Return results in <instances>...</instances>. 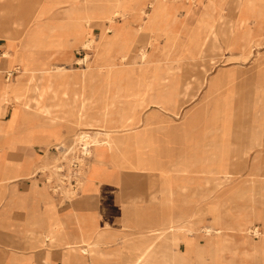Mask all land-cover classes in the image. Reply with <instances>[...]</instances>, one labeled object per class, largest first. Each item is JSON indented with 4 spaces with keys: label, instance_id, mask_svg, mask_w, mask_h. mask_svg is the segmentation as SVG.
Masks as SVG:
<instances>
[{
    "label": "rangeland",
    "instance_id": "obj_1",
    "mask_svg": "<svg viewBox=\"0 0 264 264\" xmlns=\"http://www.w3.org/2000/svg\"><path fill=\"white\" fill-rule=\"evenodd\" d=\"M154 1H134L126 15L122 11L110 15V19L113 18L112 21L109 19L103 22L104 20L96 19L89 24L83 23L85 28L91 30L90 36L95 40L100 38L104 30L109 35L115 31L121 32L122 39L125 40L123 43L133 47L135 56L142 51L141 49L146 48L148 59L142 65H139L135 58L133 62L137 64L121 62L119 66L114 67L112 74L116 76L113 79L121 80L119 85L117 83L111 85L74 83L70 90L85 95L94 92L101 97L98 106H103L105 103L115 108L124 106L130 98H133L126 96L124 91L119 92L130 82L136 84V89L149 91L139 98L144 104L139 109L140 121L131 120L132 125L117 127L116 130L121 135L133 134L134 132L131 133V131L135 130L137 138L134 145L138 150L135 156L144 159L154 153L159 156L160 160L163 156L167 159L165 160L167 165H170L168 179L172 181L180 176L181 180L186 183L184 195L180 194V197L176 187H170L171 195L168 202L170 216L180 220L178 210L185 209L184 214L189 216V219L185 218V220L195 223L196 229L192 235L200 242V246L208 247L209 239L205 232L206 228L212 225V216L207 212L209 203L219 201V213H224V218L229 223H235L237 219H240L239 216L245 217V213L258 211L256 208L259 204L264 207V190L258 193L259 187L261 185L264 187V180L257 178L264 175V169L260 168L264 164V158H256L262 148L254 149L245 162V168L243 165L240 169L241 173L224 183L206 172L209 165L205 161L206 157L212 154L208 147L209 142L216 144L220 139L210 141L217 136L214 132L226 129L215 130L219 123L216 119V107L221 94L211 92L213 84L222 74L223 82L226 79H232V101L231 103L224 102L231 106L239 102L243 104L251 101L255 88L264 85V0H255L254 6L250 5V8H244L243 4L241 5V2L245 0H162L167 5L166 14L161 15L156 20L153 30L151 27V31H148L145 28L151 26L152 22L140 12L143 10L148 14L153 13ZM108 4L112 5L88 0H0V126L4 128L5 121L11 114H14L16 101H19V112L25 117V106L23 105L33 97L34 92L33 82L29 81L33 68L42 65L48 68L68 65L70 73L86 69L87 62L91 56L95 55L94 50L86 45L74 44L73 36H68L63 40L64 31L61 26L67 23L70 13L77 15L82 13L85 16L86 13L99 14L103 8L110 9ZM111 12L114 10L112 9ZM211 26L218 34V49L211 47L208 36ZM5 34L12 36L6 38ZM57 38H60L59 43ZM7 44H9V49ZM6 51H9V55L5 57ZM119 51L120 49H117L113 53L114 58L118 56ZM241 53L245 56L237 57ZM26 69L28 72L22 75ZM70 73L68 76L71 75ZM102 73H107V69L104 68ZM226 73H233L236 77L226 76ZM259 74L263 79L258 83ZM18 78L26 88V96L24 98L21 96L23 99L20 100H16L14 94L4 95L5 85L13 83ZM248 91H252V94ZM226 92V90L223 91L224 94ZM156 93L162 96L170 95L171 99L165 106L156 107L152 102L147 105V102L151 101V95ZM96 97L92 96L91 99ZM48 103L53 104L54 102L50 100ZM98 106L91 104L90 114L100 109ZM72 109V117H78L80 113L75 108ZM253 113V109L249 110L247 117H242L239 121L232 119L228 123L233 127L243 124L253 126L256 122ZM36 119L39 122L37 124L44 121L43 118ZM114 119V123L117 124L119 115ZM32 120L28 125H34ZM59 124L63 126L70 124L73 130L49 147H36V153L40 155L41 160L34 170V175L37 173L35 177L41 178L43 184L48 185L53 193H55L53 184L62 180V176L57 173L60 157L54 147L74 143L77 139L79 141L81 139L79 133L85 131V127L77 124V121L73 124L61 121ZM190 131H193L191 136H187ZM230 132L229 130V134ZM4 133L2 131V135ZM92 135L95 136V134ZM199 142L202 146L197 152ZM83 144H86V140ZM80 145L82 146V143ZM198 154H200V159L196 162L195 156ZM91 157L83 161L86 166L84 179L92 166ZM178 161H181V166L178 168H184V170L181 169L183 171L174 169ZM130 167L133 168H125L128 171L137 170L135 166ZM138 176L146 177L148 174ZM153 190L154 187L151 186V191ZM248 190L249 195L247 196H240L236 193ZM63 194L64 198L69 201H74L78 197L75 191L68 190ZM227 195L231 197H226ZM179 198L183 201H179ZM255 220L256 222L249 226L246 233L235 230L228 233L232 237L233 252L236 251V253L225 252L224 261L221 264L252 263V260L246 256V251L250 249V246L247 243L248 239L245 240V238L259 239L258 234L262 231V226L258 223V219ZM206 260L207 264H210L209 255H206Z\"/></svg>",
    "mask_w": 264,
    "mask_h": 264
},
{
    "label": "crops",
    "instance_id": "obj_2",
    "mask_svg": "<svg viewBox=\"0 0 264 264\" xmlns=\"http://www.w3.org/2000/svg\"><path fill=\"white\" fill-rule=\"evenodd\" d=\"M134 1L137 0L126 1L130 9ZM103 2L109 3L105 0ZM156 2L157 0L154 1ZM242 4L245 7V3L241 2ZM102 10L110 11L111 7ZM103 22H106V19ZM109 36L108 53L113 57L117 49L121 51L125 40L118 31ZM7 47L9 49V44ZM140 53L135 56L132 47L129 53L131 60L138 58ZM85 67L86 69L80 72L70 73V70L68 71L71 74L70 82L64 98L67 108L55 110V114L62 119L53 120L46 114L26 110H24L25 117H23L19 112V106H14V114H11L5 121L4 128L0 126V264H130L136 253L135 250L150 244L149 239L142 241L140 234L145 232L151 235V231L157 229L170 230L171 241L157 243V248H154L153 255L149 259L150 264H164V259L158 252L164 248L177 251L175 264H185L186 259L192 261L193 264H197V259L198 264H207L206 255L210 256V264H217V261L212 258L214 249H223L221 262L224 261L225 252L236 253V251L233 252L231 246L232 237L228 234L230 231L246 233L249 226L256 222L255 219H258V223L262 226V231L259 233H264V207L262 205L259 204L256 208L258 211L253 210L254 213H245L247 219L239 216L240 219H237L235 223H229L225 220L224 213H219L218 203L220 202L214 201L209 203L207 208V212L212 216V225L206 228L205 232L209 239L208 247L200 246V242L192 235L196 229L195 223L185 220V218L189 219V216L184 214L185 209L178 210L180 220L170 216L168 204L171 195L170 187H176L180 197L184 195L186 183L181 180L180 176L172 181L168 179L170 165H167L165 161L167 159L163 156L161 160L154 153L144 159L135 156L138 154L137 147L134 145L137 138L135 130H128L131 133L134 132L130 135L119 133L121 137L117 142L120 154L117 151L115 154L107 143L97 146L92 158V166L86 173L82 189L77 193L78 197L74 201L67 200L64 195L53 193L48 185L43 184L41 178H36L37 173L34 175V170L41 160L40 155L36 153V147H49L68 135L73 127L70 124L63 126L59 122L66 121L73 124L77 121L82 115L79 108L84 101L88 105L98 106L100 104L101 97L94 92L85 95L70 90L74 83H101L103 85L117 83L119 85L121 81L118 78L113 79L116 75H113L112 71L116 66L111 67L110 71H108V66L101 63L92 67L86 64ZM104 68L107 69L105 74L102 73ZM220 77L211 88L212 93L215 91L221 94L217 105L223 100L228 101L233 98L232 79H226L223 82ZM135 85L130 82L127 87L122 88L123 90H119L121 93L124 91L126 96L133 97L124 106L115 108L104 103L103 106H98L100 109L94 114L89 113L94 120H100L102 116L99 112L105 108L106 117L103 118L104 125H106L105 131L118 133L117 127L130 126L133 124L131 120L140 121L139 109L144 104L139 98L149 91L136 89ZM23 87L25 88L24 85ZM224 90L227 91L225 94ZM22 96L23 98L26 96L25 91ZM92 96L97 97L91 99ZM151 96V101H148L147 105L152 102L156 107L165 106L171 99L170 95L162 96L159 93ZM50 100L54 102L52 105L56 103L54 99ZM72 108L80 113L78 117H72ZM117 115H119V121L116 124L114 118ZM63 116L67 117L63 118ZM36 118H43L44 121L37 124L39 122ZM31 119L34 123L32 126L28 125ZM231 120L228 122L230 123ZM43 122L56 123L47 127L41 125ZM229 126L231 129L234 128L232 124ZM84 129L85 131L79 133L81 140L83 132L93 131L88 128ZM229 130L227 126L225 130L214 132L217 136L210 141L221 137L230 138L228 137ZM2 131L5 132L4 135ZM192 132L187 133V136H191ZM197 146V152H199L202 145L199 142ZM156 153L158 154L157 151ZM195 158L198 162L200 154ZM207 159L208 157L205 161L210 168L206 172L216 176L222 183L241 173H233L232 161L226 159L225 163L217 164ZM246 160L241 163L244 164V168ZM180 162L178 161L174 169L184 170V168H178L181 166ZM130 166H135L137 170H126L125 167L133 168ZM147 174L146 177L138 176ZM151 186L154 187L153 191H151ZM247 192L236 193L240 196H247ZM179 201L183 199L179 198ZM247 239L250 249L246 251V256L252 260L250 264H255V258L252 255L254 240L245 238Z\"/></svg>",
    "mask_w": 264,
    "mask_h": 264
},
{
    "label": "bare ground",
    "instance_id": "obj_3",
    "mask_svg": "<svg viewBox=\"0 0 264 264\" xmlns=\"http://www.w3.org/2000/svg\"><path fill=\"white\" fill-rule=\"evenodd\" d=\"M88 1L95 2V3L103 2V0H88ZM105 1L112 4V5H110V7H111L110 11L102 10L103 12L101 11V13H99V14H94L95 12L86 13L87 14L86 16H85V14H82V13L78 14V15L74 14V13H70L68 15L67 23L65 25L61 26V29H62V31H64V35L62 37L63 40L65 38H67L68 36H73L75 39L74 44H78L80 46L86 45V47L91 48V50L92 49L94 50L95 55L93 54L94 56H91V59L87 62L88 67H92V66H95V65H98L99 63H101V64L108 66V71H110L111 67L119 66V63H121V62L122 63H128V62L132 63L133 62V60H131L130 55H129L131 47L127 46V44L125 43L122 45L121 51L118 53V56L116 58L111 57L108 53V49H109V47H108L109 41L108 40L110 39L109 33L104 30L99 39H97V40L92 39L90 36L91 30L85 28V26H84L85 24L83 25V23L89 24L96 19L109 20L110 19L109 16L112 14H115L117 11H120V12L122 11L126 15L127 12L130 10V8H129L128 4L126 3L127 0H105ZM244 3H245L244 4L245 7L250 8V5H252V7L254 6L255 0H245ZM112 9L114 10V12H111ZM166 9H167V5L162 0H157V2L154 5V8H153V13L148 14L146 11L141 10L140 13L142 14V16L146 17L147 19H149L152 22L151 26L148 24L149 26L147 28H145V30L151 31V27L153 30V27H154V24L156 23V20L159 19V17L165 13ZM99 15H101V16H99ZM106 15H107V17H106ZM112 19H110V21H112ZM125 21H127V20H125ZM241 22L243 23V21H241ZM243 27H245V26H243ZM233 33H234V31H233ZM11 36H12L11 34H5L6 38H9ZM208 36H209V40L211 41V47L213 49H218L219 48L218 34L215 32V29H213V26H211L210 33ZM179 38H180V35H179ZM85 39H87V40H85ZM56 40H58L57 41L58 43L60 42V38H57ZM148 44H150V43H148ZM10 45H12V44H10ZM236 46H237V44H236ZM254 46H255V44H254ZM232 52H234V51H232ZM31 54H33V53H31ZM7 55H9V51H6L4 54L5 57ZM233 55L236 56L235 54H233ZM19 56H21V55H19ZM243 56H245V55L242 53L240 55L239 54L237 55V57H243ZM147 59H148V51L146 48H143L141 53H140V56L137 58L138 61L137 60L136 61H137V63H139V65L140 64L142 65V63L144 64ZM45 63H43V64H45ZM137 63H135V64H137ZM67 66L61 65V66H57L56 68H48V67L42 65V66H38V67H35L32 69V75H31L29 81L33 82V85H34L33 86V89H34L33 94L34 95L32 98H30L29 101H27L25 103V105H23V106H25L24 110L30 111V112L34 111L37 113L46 114L49 117H52L53 120H58L59 118L62 119V117L57 116L55 114V110L58 108H60V109H66L67 108V105H66L65 100H64V98L67 94L66 88L69 86V82H70V77L68 76V71L70 70V68ZM26 72H28V69L23 71L22 75H24ZM227 75H232V76H234V78L236 77L233 73H226V76ZM221 77H223V74ZM108 79H109V73L107 74V81H108ZM262 79L263 78L261 77V74H259V77L257 78L258 83ZM263 81H264V79H263ZM20 86H22V87H20ZM252 89L254 90V88H252ZM252 89H250V90H252ZM5 90H6V92L4 95H7L9 93L14 94L15 99L20 100L21 96L23 94V91H26V88L23 87L22 81L19 80V78H18V80H15L13 83L7 84ZM27 91H28V88H27ZM248 92H250V91H248ZM245 95L248 96V94H245ZM248 97H250V96H248ZM5 98H6V96H5ZM50 99H54L56 101V103L54 105L49 104L48 101ZM251 99H249L251 101L244 102L243 104H241L239 102L238 104H235V105L233 104V106L227 105V103H224V102H230L231 103L232 99H230V100L228 99V101L224 100V101L220 102V104L218 105V111L216 112L217 113L216 119L219 121L218 128H216V129L218 130L220 128L219 130H221V128H226L228 126V128L231 131L229 136H228L230 138H220L219 140H217L216 144L209 142V145H208L212 154L210 156H208L207 160L213 161L217 164L225 163L226 159H227V161H232V164L234 167V170H233L234 174L240 173L239 171H241L240 169H242V166L244 165L241 163H243V161L245 159H248L249 154L252 151H254V149L263 148V150L258 152L259 155L256 158L257 159L262 158V157L264 158V85L263 86H257L255 88L254 93L251 95ZM18 103H19V101L15 102V107L18 106ZM89 109H90V105H88L87 102L84 101L79 108V111L81 112L82 115L78 118V120L76 119L77 124H79L85 128L93 130V132L88 131V132L82 133V140H84V141L86 140V147H91V148H89V151H88L89 155L94 157V152L96 151L97 146L100 144H106V143L115 152V154H117L116 151L120 152V150H119L120 147H119V144L117 141H118V139H120L119 137H121V135L119 133H115V132L114 133L113 132H107V131H105L106 129H104V128H106V125H104V121H103V118L106 117L105 108L103 111L99 112L102 116V119H100V120H94V118L89 114L90 113ZM252 109L254 112L253 116H254V119L256 121V122H254L253 126H247V124H243L241 126H236V127L234 126V128H232V129L230 128L228 121H230L231 119H233L235 121H239L242 117H245V116L247 117L248 111L252 110ZM65 114H67V113H65ZM66 117L67 116H63V118H66ZM54 123H56V122H54ZM54 123L53 122L52 123L43 122L41 125L42 126H45V125L51 126ZM92 134H95V136H93ZM213 149H215L214 150L215 152H213ZM92 157H91V161H92ZM208 168H210V167H208ZM213 168H214V166H213ZM260 168L264 169V164ZM257 178H259L261 181H263L264 175L257 177ZM256 181H258V180H256ZM263 183H264V181H263ZM259 188H260V191L264 190L263 186H260ZM260 191H258V193H260ZM247 195H249V190L247 192ZM254 234H255V232H254ZM256 234H258V233H256ZM170 235H171L170 230L167 231L164 229H157V230L151 231V235H147V234H145V232L141 233L140 237L143 238L142 241L149 239L150 244H148L144 248L135 250L136 253L134 254V256H133L134 258L130 264H150L149 259L153 255V251H154V248L156 247L157 243L160 241H164V242L171 241V238H169ZM149 236H151V237H149ZM258 236H259L258 237L259 239L258 240L254 239V242H253V253H252V255L255 258V264H264V233H262V234L259 233ZM222 241H224V240H222ZM217 244H218V242H217ZM223 244H224V242H223ZM158 252L160 253V256L163 257L164 264H175L176 263L175 259L177 257V251H175L174 249L164 248V249L159 250ZM222 252H223L222 248L214 249L212 251V258H214L217 261V264H221ZM161 261H162V259H161ZM185 264H193V262L186 259Z\"/></svg>",
    "mask_w": 264,
    "mask_h": 264
},
{
    "label": "built area",
    "instance_id": "obj_4",
    "mask_svg": "<svg viewBox=\"0 0 264 264\" xmlns=\"http://www.w3.org/2000/svg\"><path fill=\"white\" fill-rule=\"evenodd\" d=\"M77 140L74 143L60 144L54 147L60 157L57 173L62 176L61 181L53 184V190L57 194L64 195L63 192L68 190L78 193L82 189L84 169H86L83 161L90 156L88 151L91 147H86V144H83L84 140Z\"/></svg>",
    "mask_w": 264,
    "mask_h": 264
}]
</instances>
